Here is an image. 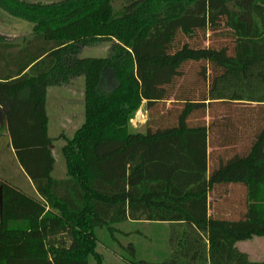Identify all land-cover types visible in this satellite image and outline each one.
Returning a JSON list of instances; mask_svg holds the SVG:
<instances>
[{
  "label": "trees",
  "instance_id": "16d2710c",
  "mask_svg": "<svg viewBox=\"0 0 264 264\" xmlns=\"http://www.w3.org/2000/svg\"><path fill=\"white\" fill-rule=\"evenodd\" d=\"M114 1L0 0L33 25L0 40V106L37 194L0 179V264H103L97 231L128 222L168 225L171 250L150 262L130 244L128 264H264L237 248L264 238V0H125L119 16ZM99 41L109 56L65 69ZM79 75L84 122L55 179L47 90ZM144 102L147 130L132 133Z\"/></svg>",
  "mask_w": 264,
  "mask_h": 264
},
{
  "label": "rangeland",
  "instance_id": "374dc122",
  "mask_svg": "<svg viewBox=\"0 0 264 264\" xmlns=\"http://www.w3.org/2000/svg\"><path fill=\"white\" fill-rule=\"evenodd\" d=\"M28 2L49 3L55 0H25ZM125 0H116L113 2L115 16L122 13L126 6ZM33 25L23 19L11 16L0 7V35L2 38H14L19 41L26 35L32 36ZM20 34V37H16ZM211 44V41H203L204 46ZM112 43L109 41L92 42L86 45L76 46L67 53L64 60L65 69L74 71L76 60L78 58H104L110 55ZM78 51V52H77ZM195 66H191L190 71H196ZM84 78L82 76L70 77L69 83L62 86L65 91L52 97V90L49 93L48 112L50 116L49 135L54 139L53 154L56 159L53 177L55 179H65L67 177L66 162L62 153V148L66 145L68 139H72L74 133L84 122ZM56 93V92H55ZM66 99L63 104L61 99ZM145 103V102H144ZM167 108L171 104H166ZM63 109V110H62ZM64 111V113H63ZM224 113L221 109H216L212 116L220 117ZM210 115L206 117V122L211 120ZM149 113L146 109V103L140 105L139 110L130 116L129 130L132 133H145ZM0 179L9 182L30 196L37 197L35 188L31 181L24 174L17 163L14 151L12 150L6 125H0ZM120 233L115 237L108 236L104 231H97L99 243L97 251L102 256L103 264H128L126 258L131 257V252L127 247L132 244L135 249V258L150 262L163 261L170 254L168 244L169 226L156 223H132L128 222L121 226ZM241 250H247L250 247L251 259L263 262L262 252H264V238H254L240 246ZM259 255V256H258ZM89 264H97L95 260L90 259Z\"/></svg>",
  "mask_w": 264,
  "mask_h": 264
},
{
  "label": "crops",
  "instance_id": "0c3cea01",
  "mask_svg": "<svg viewBox=\"0 0 264 264\" xmlns=\"http://www.w3.org/2000/svg\"><path fill=\"white\" fill-rule=\"evenodd\" d=\"M58 1H60V0H55V1H53V2H58ZM53 2H49V3H53ZM33 33V32H32ZM22 36H25L23 39H22V41L19 43V41H17L15 38L13 39V40H11V39H6V38H2V36L0 35V40L1 41H4V42H7V43H10V44H22L24 41H26V40H29V39H31L32 37H33V34H32V36L30 37V38H27V36L26 35H22ZM17 38L18 37H20V34L19 35H17L16 36ZM52 90V97L54 96V95H59L60 94V91H65V89H63L62 87H50V88H48V90H47V107H48V103H49V93H50V91L49 90ZM56 92V93H55ZM61 102L63 103V104H65V102L67 103V100L66 99H61ZM145 105V103H143V106ZM0 110L3 112L1 115H0V125L2 126V125H6V127H7V117H6V114H5V110H4V108L3 107H1L0 106ZM63 110V109H62ZM63 113H64V111H63ZM47 114H48V119H49V124H50V116H49V112H48V109H47ZM50 136V135H49ZM51 137V136H50ZM52 138V137H51ZM53 139V138H52ZM35 190V189H34ZM35 192V194H36V191H34ZM251 241V240H250ZM246 242H248V241H246ZM245 242H241V243H238L237 244V248L240 250V251H242V252H244V253H246V254H248L249 255V257H250V259H251V256H250V253L249 252H251V250H250V247H248V249L247 250H241L240 248V246L242 245V244H244ZM264 251V250H263ZM262 258L264 259V252H262ZM259 256V255H258ZM252 260V259H251ZM253 262H259V261H254V260H252ZM264 262V261H263Z\"/></svg>",
  "mask_w": 264,
  "mask_h": 264
},
{
  "label": "water",
  "instance_id": "95a60500",
  "mask_svg": "<svg viewBox=\"0 0 264 264\" xmlns=\"http://www.w3.org/2000/svg\"><path fill=\"white\" fill-rule=\"evenodd\" d=\"M2 202H3L2 189L0 188V219L2 217Z\"/></svg>",
  "mask_w": 264,
  "mask_h": 264
}]
</instances>
